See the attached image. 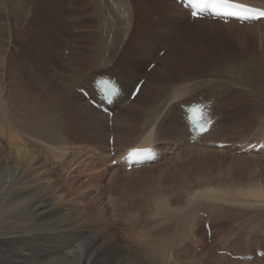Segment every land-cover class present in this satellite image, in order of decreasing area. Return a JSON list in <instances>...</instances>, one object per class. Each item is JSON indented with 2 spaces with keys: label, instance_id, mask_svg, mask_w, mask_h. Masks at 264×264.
<instances>
[{
  "label": "rangeland",
  "instance_id": "obj_1",
  "mask_svg": "<svg viewBox=\"0 0 264 264\" xmlns=\"http://www.w3.org/2000/svg\"><path fill=\"white\" fill-rule=\"evenodd\" d=\"M40 2L41 6L39 7V4L37 8L39 13L35 16V19H33L30 26L31 28L26 32L23 29L19 30V32L22 31L26 34H19L18 31L17 33L19 36L16 34V36L19 37V43L15 46L17 56H20L21 60L24 59V63L28 66L29 64L32 65L34 70V72H32L33 74H35L36 69L41 66L43 62L42 57L50 41H56V48L58 51L66 50L65 60H67L68 53L71 52L72 55V52H74L76 26L81 25V19L77 17V11L75 12L76 17L71 16L74 14V8L72 9L70 0H40ZM85 2L87 6L90 4L93 9L94 23H96L97 28L93 40H88V38L85 39L88 49L91 50L92 57L96 49V37L101 27L106 22L100 17L91 0H85ZM104 6L105 8L103 11L108 9L106 4H104ZM179 6L181 7V5ZM115 13L122 18L123 13L118 7L115 8ZM143 15V21L141 16L139 17L140 25L142 22L141 27L139 26L136 31H133L134 33L137 32L135 36L141 39L135 43L138 48L132 55L137 61L143 63L148 57L142 53L141 48L147 44H152V47L153 44H157L158 48L155 50L156 52L154 54L156 61L154 63L157 65L161 63L162 65L160 60L165 57L169 50L168 53L172 52L171 54L176 52V49L174 50L175 43L178 46L177 52L174 54H178L179 57L176 60L173 59V57L172 61L170 59L168 66L171 67L168 68L164 66L162 70L168 68V71H171V73L169 72L170 74H177V77L179 76V78H181L180 85L195 84L199 82V80L205 83L207 77L198 75V72L200 73L203 69L200 58L203 56L207 58L215 51H222L223 47L231 49V51L256 47L264 56V36H262L264 21L259 24L241 25L237 22H233L235 24H230L207 19L201 20L205 22H201L197 26L201 25L203 28L207 29L198 27L195 32L203 43L212 48L209 50L210 54H205L207 56L203 53L202 55L198 54L199 52H194L196 54L195 56L194 53H189L188 51V53L184 52L186 51L184 45L187 44L184 40L181 42L185 37V35L182 34H185V30L183 31L184 28L174 31L173 42H175H170L172 45L167 41L159 45L156 40L158 38L157 29L152 23L154 22L153 20L156 19L152 16L153 20L151 21L148 15ZM185 16V19L189 20L187 10L185 11ZM106 28L108 29L107 31H109V36L113 35L112 33L116 36L121 26L119 24L108 26L107 24ZM249 29L254 30L258 34H255L254 31ZM80 31L83 30L78 28L76 32L79 34ZM141 31H145L147 35L145 32L143 33ZM177 32L179 33L177 34ZM141 33L143 34L141 35ZM154 33L155 35H153ZM147 36H150L148 37L149 40ZM209 36H211V38ZM253 37H255V39ZM210 41H214L216 46L209 44ZM106 45L107 48H111L109 43ZM51 46L52 43L49 47ZM171 46H173V49ZM102 49L106 50L105 47ZM127 51L128 49L125 50V52ZM162 51H164L163 54H161ZM148 56L152 57L153 54L148 53ZM196 57L198 59L195 60L194 58ZM230 59L233 58H226L224 61ZM182 60L183 62L186 61L185 64L187 66L179 62ZM247 62L248 60H236L228 63ZM260 63L262 65L260 72L264 74V61ZM192 64L194 66H192ZM53 69H55L54 66L41 75V77L45 79L40 80L44 82L37 83L35 86L38 87L37 89L35 87V90L38 91L40 85L42 86L40 89L45 87L43 90H46L45 92H50L53 89L51 86H55L54 92L56 90L55 93L60 95V92H58L60 91V87L64 84L66 79L68 80L69 78L62 68H59V70L57 69L58 72L56 69ZM55 73L60 76L55 77ZM112 75L123 80L122 86L124 83L125 86H123V89L126 93L128 89L126 87L125 78L119 74H117L118 76ZM253 75L254 74H252V76ZM159 77V81H164L166 76L161 74ZM51 78L56 80L52 81ZM93 78L94 77H92L91 80ZM252 79L255 80L254 78ZM9 80L10 77L7 83L10 95H12L15 94V90L10 86ZM91 80L89 83L90 85H92ZM78 83L80 85L82 82L79 80ZM92 83L94 85V82ZM248 89L251 91L250 87H248ZM73 90L74 89H71L67 93L72 94ZM252 92L256 93V95H253L256 97L253 101H264V93L260 92V94H258L257 90H253ZM191 95L192 96L178 101L179 107L174 110L177 115H180L181 112L184 111L182 108L184 103H188L192 100H203V96L198 97L199 94L194 96L193 94ZM253 96H251L250 100ZM57 98L60 97L55 96L52 98L51 96V100L55 99V104L60 106V104L57 103ZM171 107L172 105L170 109ZM51 110H49L50 117L48 118L38 115L36 123L40 124L44 130L47 127V130H50L51 134L58 133L59 138H61L63 142L47 143L38 140L36 143V140H34L35 143L26 148L27 150L31 149V156L35 159H33L34 161H27L31 163V165L25 162L22 170H25L24 174L27 176L33 175L34 179L22 185L14 196L8 195V198L13 196L11 202L14 203L22 198H28V196L32 198L21 206L20 211L22 214L18 217L17 214L11 216L10 211L12 210L9 208L6 201H4V205H2L3 208H1V211L3 213L0 214L3 215V217L0 216V264H62L71 259L73 250L79 249L80 252H86L95 237L107 233H114L118 237L117 240L109 242L111 250L116 254V257L110 264H137L134 260L129 259L125 250L134 249L146 260L153 261L157 256L151 253L147 248L140 246L139 243L143 241L150 243L151 234L154 237H161L162 234L169 237L182 230H186V232L189 233L187 239H191L190 241L194 242V245H196L194 246L191 244V249L187 251H184V249L182 250V248L172 250L171 253L174 255L172 256V260L176 259L173 262H177L175 264L203 263L208 255L205 253V250L210 253L220 241V244L222 243L220 247H229L234 255H255L252 259H244L245 264H264V256L259 258L256 257L258 250H264V225L262 223L264 220V152H246L242 147L238 146L243 143L264 140V119L262 120L260 118L261 116L259 117L253 108L246 106L244 102L242 104L239 103L230 106V112L236 118V126L232 128V133L234 137L238 139V142L233 140L228 142L230 143L229 146L217 147L210 143L214 138L197 143H192L190 139L185 140L184 138L181 139V142L176 140H174V142H169L167 140L156 141L157 143L155 144L161 148V158L157 162L152 163L155 164L153 167H150V165H152L150 164L149 166L146 165L147 167L144 166L131 171L126 170L123 164L114 165L117 156L121 155L124 149L127 150L128 146L126 148H117L115 146L116 150L113 148L110 150L109 148H111L112 145L109 144L104 143L105 145L102 144V147L100 145V147L94 145V143L91 142L92 131L87 133L89 128L83 126L77 127V125L73 123L72 119L74 117L76 121L79 120L75 114L73 116V113H70L72 118L70 119L65 113L63 114L64 120H61L59 116L53 113V111L57 112L58 110L55 108H53L52 112ZM118 111L119 110H116V112ZM182 115L183 118H185L184 112ZM263 116L264 115H262V117ZM132 121L133 125H137L139 122L138 120ZM18 122L19 124H17L16 128L12 131L0 130L9 131L14 137H29V135L22 131L24 127H29L28 122L24 119H18ZM78 122L81 123L80 120ZM55 125L57 128L53 127ZM110 125L112 126V122ZM58 126L62 128L59 130ZM88 134H90V136ZM126 135H129L128 129H126ZM161 135H163L162 132ZM4 136L3 134V136L0 137L1 143L7 148H12V146H10L11 144L14 145V143H11L13 142L11 141L12 139L9 136ZM109 138L108 136L107 142H110ZM160 140H162V138H160ZM96 146L101 150L99 149L98 151V147ZM131 146L132 145H129V147ZM57 150H59L58 152L60 154ZM11 157L13 158V156ZM44 173L45 175L43 176ZM36 176L41 179L45 178V180H48L47 177L50 176L54 181L55 188L50 191V194L54 195L56 199H58L60 195H63V200L58 203L57 206L54 205V203H50L42 209L36 207V204H34L35 198L38 199L37 201L39 202L45 192V190H43L39 195V190H41L39 187H41L42 184L37 181ZM226 180H230V183L224 182ZM220 187L228 189V191L233 194V197L227 200L213 197L214 194L218 193ZM218 203H221L224 207L242 211V214L234 217L231 228L225 229L226 231L224 230V232H217V224L223 220L212 214L213 208L216 207ZM195 207H199L200 211L193 212ZM3 209H6V212ZM69 210L70 212H68ZM72 222H84L86 227L84 230L85 232L77 227L71 228ZM206 222L211 225V235L208 234L205 228ZM241 227H244V230H241ZM193 236H195L194 239ZM215 237L220 239L216 244ZM239 239L240 241L238 244ZM236 241L237 244H235ZM104 243H108V240H105ZM230 243L231 245L233 244V247ZM178 250H181V253ZM221 251L222 250H217L216 253L222 254ZM199 257L202 259L200 260Z\"/></svg>",
  "mask_w": 264,
  "mask_h": 264
},
{
  "label": "bare ground",
  "instance_id": "obj_2",
  "mask_svg": "<svg viewBox=\"0 0 264 264\" xmlns=\"http://www.w3.org/2000/svg\"><path fill=\"white\" fill-rule=\"evenodd\" d=\"M240 1L253 3L255 5L258 4L257 6H264V0ZM91 2L97 9L100 17L106 22L101 27V30L96 37V49L93 56L91 57V50L88 49L86 45L87 41L85 40L87 38L88 40H93L95 33L97 32L96 23H94L95 20L93 9L91 8L90 4L89 6H87L85 0H70V5L72 9L74 8V14L71 16L76 17L75 12L77 11V17L81 19V25H77L75 30L74 52H72V55L74 56H72L70 52L67 54V60H65L64 57L66 56V50L58 51V49L56 48V41H50L47 45L45 54L42 57L43 62L41 66L38 67L35 71V74H33L32 72H34V70L32 68V65L29 64V67L26 63H24V59L21 60L20 56H17L15 46L17 45V43H19V37H17L16 34L18 35L17 31L19 32V30L21 29L25 30L26 32L28 29L31 28L30 26L33 22V19H35V16H37L39 13V11H37V8L39 4V7L41 6V2L40 0H0V129L12 131L14 128H16V125L19 124L18 119H24L29 124V127H24L22 129L25 134L29 135V137L27 138H22L19 136L14 137L11 132L0 130V137H2L3 134L5 135L4 137L9 136L12 139L11 141H13L10 142L14 143V145L10 143V146H12V148H7L0 141V214L3 213L1 211V208H3L2 205H4V201H6L9 208L12 210L10 211L11 216L17 214L18 217L22 214V212L20 211L21 206L26 204L27 201L32 198L31 196H28V198H22L21 200H17L16 203L11 202V198L15 195L19 188L26 182H30L34 179L33 175L27 176L24 174L25 170H22V168H24L23 164L25 162L35 159L33 156H31V149L27 150L26 148L31 146V144H34V140H36V143L38 140L47 143L60 141L61 143L63 142V140L59 138L58 133L51 134L50 130H47V127L44 130V128H42L40 124L36 123L38 115H40V117L43 116L45 118L50 117L49 110L52 109V112L53 108L58 110L57 112L53 111V113L59 116L61 120H64L63 114L65 113L70 117V119H72L70 113H73V116L75 114L76 117L81 121V123L78 122L79 120L76 121L75 117L72 119L73 123H75L77 127L83 126L89 128L90 130L88 129L87 133H89V131H92V134L90 132V134L92 135L91 142H93L94 145H100L101 147L102 144L112 145L111 142H107V139L108 136L110 138L113 136L114 148L115 146L117 148H126L128 146V149L146 147L150 145L160 148L159 146H157V144H155L157 143L156 141L167 140L169 142H174V140H176L181 142V139L183 138L185 140H189L188 137L189 135H191V132L188 125L184 121H182L183 111L180 115H177L176 111L174 110L179 107L178 101L192 96L191 94H193V96L199 94L198 97L203 96V100H192L188 103H184L183 105L187 106L193 102L204 103L207 101V106L205 107L207 113H205V116L215 118L214 125L210 128L207 133L198 137L197 142H205L210 138H214L212 142H210L211 144H214L216 142L228 143L233 140H235V142H238V139H236L234 137V134L232 133V128H235L236 126V118L230 112V106L232 105H237L239 103L242 104L244 102L246 106L253 108L256 111L257 115L259 117L261 116L260 118L262 120L264 119V116L262 117V115H264V101H253L256 98L255 96H253L256 95L255 92H252L253 90H257L258 94H260V92L264 93V74L260 72V69L262 67L260 62L264 61V56L262 55L261 51H259L256 47H253L252 49H235L233 51H231V49H226L225 47H223L222 51H215L211 53V55L207 58L203 56L202 58H200V61L203 65V69L200 73L198 72V75H203L207 77L205 83L199 80V82L195 84L192 83L191 85H180L179 83H181V78H179V76L177 77V74H170L171 71H168V68L171 67L168 66L169 60H176L179 57L178 54H174L177 52L178 45L174 43L175 41L173 42V33L174 31H178L177 29L181 30V28H184L183 31L185 30V34L181 31V33L185 35L181 42L184 40L187 43L186 45H184L186 50H183L184 52H199L198 54L203 53L204 55L210 54L209 50H211L212 47L203 43L198 34L195 32L196 28H203L201 25H197L205 21H201V19L199 18L195 19L194 22L191 23L189 20L185 19L186 10L183 9L182 6L180 7L179 3L175 0H91ZM104 4L108 6V9L105 11H103V9L105 8ZM116 7H118L119 10L123 13V19L115 13ZM143 14H146V16L148 15L151 21L153 20V18L156 19L153 20L154 22L152 23L157 29L158 38L156 40L158 41V44L161 45V43H164L166 41L168 43L173 42L175 46L174 50L176 49V52H174L173 54H171L172 52L168 53L170 51L169 50L166 53L165 57L160 60L162 62V65L161 63L159 65L156 64L154 68L150 71H148L149 65L156 61L154 54L156 52L155 50H157L158 48L157 44H153V47L152 44H147L146 46H143L141 48L142 53L147 55L148 57V59L143 63L137 61L136 58L132 55L134 51L138 48L135 43L141 39L140 37V39H138V37L135 36L137 32L134 33L133 31H136L139 26L141 27L142 22L140 25L139 17L141 16L142 19L144 17ZM152 16L154 17L152 18ZM259 23H262V20H259L255 24ZM107 24L108 26L114 24H119L121 26V29L118 28L119 31L116 36L114 35V33H112V31L111 33L114 35V37L113 35H111L112 37L109 36V31H107L108 29L106 28ZM230 24L235 23L231 21ZM78 28L83 30L80 31L79 34L76 32L78 31ZM25 32L21 31L19 32V34ZM141 32L144 33L145 31ZM143 33H141V35ZM178 33L179 32H177V34ZM255 34L258 33L255 32ZM153 35H155V33ZM211 36L209 37L211 38ZM262 36H264V31H262ZM148 37L150 36H147V39ZM253 38L255 39V37ZM51 43L52 46L49 47ZM107 43H109V46L111 45L112 49L107 48ZM171 43L170 45H172ZM209 44L216 46L214 41H210ZM103 47H105L106 50H103ZM171 47L173 49V46ZM126 49H128L127 52H125ZM54 53L56 56L54 55ZM148 53L153 54V56H148ZM69 54L71 59L69 58ZM226 58L233 59L224 61ZM194 59L196 60L198 58L196 57ZM235 59L248 60V62L231 64L228 63L230 61H236ZM179 62L185 64L186 61L183 62L182 60ZM53 66L56 70L62 68V70L66 72L69 78L68 80L65 78L66 81L60 87V91H58L60 92V95H57V93H55L56 90L54 92L55 86H51L53 89H50V92H45L46 90H43L45 87L43 89H40L42 88V86L40 85L39 90H35V87L36 89L38 87L35 85L43 81H41L40 79H45L42 78L41 75L49 71V69ZM164 66L168 68L162 70ZM192 66L194 65L192 64ZM112 74L116 76H118L117 74L122 75L125 78L126 87L128 89L125 93V97L119 98L116 102V105L114 106L113 118H111L108 114L102 112L101 110L95 108L85 98V96L79 92L81 88H90L91 92L93 93V98H95L94 90L89 84L91 78L94 77L91 80V84H93L92 82H94L98 76ZM161 74L166 76L164 78V81H159V76ZM252 74L254 75L252 76ZM55 75V77L60 76L56 73ZM12 76L15 80L12 78ZM9 77V84L15 90V94L12 95H10V90L8 88L7 83ZM141 78H146V81L143 83L135 99L130 101L129 95ZM252 78H254L255 80H253ZM51 79L52 81L56 80H53V78ZM79 80L82 82L80 85L78 83ZM248 87L251 88V91L250 89H248ZM71 89H74L73 93H67ZM51 96L52 98L55 96L60 97L57 98V103H59L60 106L55 104V99L51 100ZM251 96L253 97L250 100ZM171 105L172 107L170 109ZM116 110L119 111L116 112ZM132 120H138L139 122L137 125H133ZM111 121L112 126L110 125ZM53 127L57 128L56 125ZM58 128L60 130V128L62 127L58 126ZM126 129H128L129 135H126ZM161 132L163 133V135H161ZM90 134L88 135L90 136ZM160 138H162V140H160ZM129 145L132 146L129 147ZM238 146H245V143ZM99 147L98 151L100 149ZM58 151L59 150H57V152ZM124 151L126 150L124 149ZM11 156H13V158ZM28 163L29 162H27V164ZM29 164L31 165V163ZM154 165L155 164H152L150 165V167H153ZM44 175L45 173L43 174V176ZM36 177L37 181L40 182L43 186L39 187V189H41L39 190V195L42 193L43 190H45L39 202L37 201L38 199L35 198L34 204H36V207L38 209H42L50 203H54V205L57 206L58 203L63 200V195H60L58 199H56L54 195L50 194V191L55 188L54 181L51 179L50 176L47 177L48 180H45V178L41 179L38 176ZM224 182L230 183V180H226ZM8 195L13 196H9L10 198H8ZM213 197L221 200H227L233 197V194L228 191V189L220 187L218 193L214 194ZM3 210L6 212V209ZM199 211V207H195L193 209V212ZM68 212H70V210ZM212 214L216 215L217 217H220L223 220L217 224V232H224L225 229L231 228V226L233 225L234 217L239 214H242V211L227 208L224 207L221 203H218V205L213 208ZM0 216L3 217V215ZM262 223L264 225V220ZM72 227L80 228L83 231L86 229L84 222H72L71 228ZM241 230H244V227H241ZM188 235L189 233H187L186 230L179 231L169 237L164 234H162L161 237H154L151 234L150 243L147 241H143L139 244L140 246L147 248L151 253L157 256V258L153 261L146 260L139 252L135 251L134 249L125 250L126 255L129 257V259L134 260L137 264H175L177 262H173L176 259L172 260V256L174 255L171 253V251L179 248H182V250L184 249V251H187L188 249H191V244L194 245V242L190 241L191 239H187ZM195 236H193V239ZM117 239L118 237L114 233H107L105 235L95 237L86 252H80L79 249L75 251L73 250V255L71 256V259L62 264H110L116 257V254L113 250H111L109 242ZM105 240H108V243L105 244ZM219 240L220 239L217 237L215 240V244ZM239 241L240 239L238 240V244ZM220 242L215 245V249H213L210 253L205 250V253L208 255L201 264H245V260H243L242 262V260L232 258L229 255L216 253L217 250H230L229 247H226L227 245L225 246L226 248H221L220 246L222 245V243L220 244ZM235 244H237V241ZM231 246L233 247V244ZM91 248L93 251L91 250ZM202 258H200V260Z\"/></svg>",
  "mask_w": 264,
  "mask_h": 264
},
{
  "label": "snow or ice",
  "instance_id": "obj_3",
  "mask_svg": "<svg viewBox=\"0 0 264 264\" xmlns=\"http://www.w3.org/2000/svg\"><path fill=\"white\" fill-rule=\"evenodd\" d=\"M189 3L196 9L193 15H197L199 12L207 9H212L217 15L233 16L242 19H249V13H255L258 11L260 17H264V10H255L247 8L244 5L232 3L231 0H189ZM147 149H134L130 156L132 158H139L146 153Z\"/></svg>",
  "mask_w": 264,
  "mask_h": 264
},
{
  "label": "water",
  "instance_id": "obj_4",
  "mask_svg": "<svg viewBox=\"0 0 264 264\" xmlns=\"http://www.w3.org/2000/svg\"><path fill=\"white\" fill-rule=\"evenodd\" d=\"M108 94L110 95V92Z\"/></svg>",
  "mask_w": 264,
  "mask_h": 264
}]
</instances>
